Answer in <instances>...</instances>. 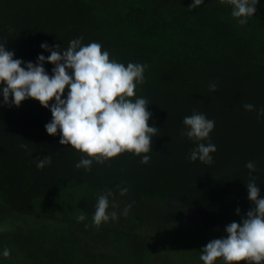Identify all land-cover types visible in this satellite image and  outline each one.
Instances as JSON below:
<instances>
[{
  "label": "trees",
  "instance_id": "obj_1",
  "mask_svg": "<svg viewBox=\"0 0 264 264\" xmlns=\"http://www.w3.org/2000/svg\"><path fill=\"white\" fill-rule=\"evenodd\" d=\"M191 3L0 0V39L14 58L34 63L49 55L42 43L66 50L83 37L125 66L147 65L131 99L149 102L148 124L159 129L148 164L125 152L87 171L75 167L83 154L60 145L59 131L45 132L47 109L31 99L18 108L0 102V253L10 250L0 264H203L201 249L253 207L251 179L264 196V117L244 108H264V0L244 25L229 0ZM44 67L51 75L54 66ZM194 112L215 121L211 165L189 159L196 144L182 135L183 120ZM45 156L51 164L38 169ZM107 191L119 218L97 227L95 205Z\"/></svg>",
  "mask_w": 264,
  "mask_h": 264
},
{
  "label": "clouds",
  "instance_id": "obj_2",
  "mask_svg": "<svg viewBox=\"0 0 264 264\" xmlns=\"http://www.w3.org/2000/svg\"><path fill=\"white\" fill-rule=\"evenodd\" d=\"M229 3L232 17L244 25L254 16L259 0H229ZM203 4L204 0H192L188 8L194 10ZM82 39L70 41L66 50L42 43V51L49 55H38L34 63L14 58V51L7 50L0 39V102L18 108L31 99L47 109L51 120L45 125V132L56 136L59 131L60 145L83 154L75 165L77 169L90 171L94 160L104 163L125 152L141 156V164H148L152 138L158 136L159 129L148 124L152 115L147 110L149 102L144 98L131 99L137 86L145 82L147 65L129 62L125 66L110 59L101 44L84 45ZM45 64L54 66L51 75ZM216 90V84L209 85L210 92ZM244 108L256 111L258 119L264 117V108L256 109L252 104ZM183 125L182 135L196 144L189 159L211 165L212 154L217 151L210 139L215 121L194 112L184 118ZM50 164L49 156L37 159L38 169ZM246 168L255 172V162H248ZM246 188L253 207L239 222L225 227V236L211 240L201 249L199 259L203 264H216L218 259H222V264H264V196L255 179ZM127 191L121 189L120 195H126ZM112 195L107 191L98 197L93 215L95 226L118 220L117 212L109 211ZM131 207L127 205L121 214L126 216ZM236 215H240L239 208ZM85 219L83 212L77 217L78 221ZM0 255L8 257L10 250L5 248Z\"/></svg>",
  "mask_w": 264,
  "mask_h": 264
}]
</instances>
